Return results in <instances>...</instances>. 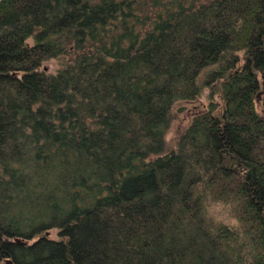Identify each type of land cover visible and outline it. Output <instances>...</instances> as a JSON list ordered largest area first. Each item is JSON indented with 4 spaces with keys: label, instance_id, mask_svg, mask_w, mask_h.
I'll return each mask as SVG.
<instances>
[{
    "label": "trees",
    "instance_id": "trees-1",
    "mask_svg": "<svg viewBox=\"0 0 264 264\" xmlns=\"http://www.w3.org/2000/svg\"><path fill=\"white\" fill-rule=\"evenodd\" d=\"M260 112L264 0H0V264H264Z\"/></svg>",
    "mask_w": 264,
    "mask_h": 264
},
{
    "label": "rangeland",
    "instance_id": "rangeland-1",
    "mask_svg": "<svg viewBox=\"0 0 264 264\" xmlns=\"http://www.w3.org/2000/svg\"><path fill=\"white\" fill-rule=\"evenodd\" d=\"M44 68L47 73H53L56 66L54 62L48 61L44 63ZM195 104H187L178 102L175 103L170 111V121L163 141L166 150L174 149L179 136L184 132L191 121L193 112L196 110ZM264 116V112H260ZM209 214L216 220L223 223L233 225L234 220L231 218L230 209L228 206L215 205L209 208Z\"/></svg>",
    "mask_w": 264,
    "mask_h": 264
},
{
    "label": "water",
    "instance_id": "water-1",
    "mask_svg": "<svg viewBox=\"0 0 264 264\" xmlns=\"http://www.w3.org/2000/svg\"><path fill=\"white\" fill-rule=\"evenodd\" d=\"M5 264H11L9 261H6Z\"/></svg>",
    "mask_w": 264,
    "mask_h": 264
}]
</instances>
